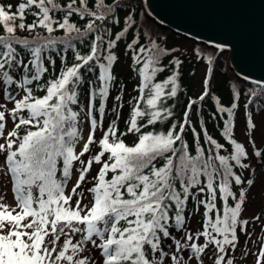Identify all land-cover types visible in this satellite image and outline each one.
Returning <instances> with one entry per match:
<instances>
[{
    "label": "snow or ice",
    "instance_id": "1",
    "mask_svg": "<svg viewBox=\"0 0 264 264\" xmlns=\"http://www.w3.org/2000/svg\"><path fill=\"white\" fill-rule=\"evenodd\" d=\"M138 8L143 0H0V264H264V226L254 248L249 232L264 223V201L244 217L253 189L264 194V80L238 74L224 103L211 89L216 56L194 49L207 61L203 90L177 117L184 61L147 16L138 23ZM121 43L137 78L123 131Z\"/></svg>",
    "mask_w": 264,
    "mask_h": 264
},
{
    "label": "water",
    "instance_id": "2",
    "mask_svg": "<svg viewBox=\"0 0 264 264\" xmlns=\"http://www.w3.org/2000/svg\"><path fill=\"white\" fill-rule=\"evenodd\" d=\"M144 12L160 28L208 46L228 39L234 76L264 80V0H146ZM144 3V1H143ZM210 47V46H208Z\"/></svg>",
    "mask_w": 264,
    "mask_h": 264
},
{
    "label": "trees",
    "instance_id": "3",
    "mask_svg": "<svg viewBox=\"0 0 264 264\" xmlns=\"http://www.w3.org/2000/svg\"><path fill=\"white\" fill-rule=\"evenodd\" d=\"M3 2L5 4L11 2V3H15L16 0H3ZM137 11L140 13V20L138 23H145V16L146 14L144 13L143 11V8L140 9L138 8ZM31 19V17H29V20ZM147 21L150 22V27L153 29V31L156 33V35L161 39V40H166L167 42V46L169 48H175L176 49V52H175V55L177 57H179L181 60L184 61L183 65H182V73H183V80H182V83L184 85V87L181 89L182 93H183V96L181 97V100L179 102H177V107H176V116L179 117L180 114L182 113L183 109H184V97H191V98H195L202 90H203V80L205 79V72L203 74V76L201 77L200 81H201V90L195 94L194 92H191V83H192V80L194 78V76L196 75V72H197V68L199 65H203L204 68H205V64L207 63L206 60L204 61H201L197 56L193 55V50L196 49V50H199L204 56H209V55H215L216 56V62L214 63V65H212V67L214 68V76L212 77L211 79V89H212V93L215 95L216 93H219V96L217 97L218 99H222L224 103H227V99H228V85L230 83H232L233 81V77L234 74L233 72L231 71V69L229 68L228 66V59H227V55L226 53H213L211 47H208V46H205V45H202V44H196V43H192L182 37H179V36H176L175 34H173L172 32L168 31V30H165V29H162L160 28L154 21L150 20L148 17H147ZM142 31L145 32V34H147V29H142ZM57 35H60V33H57ZM170 38L173 39V40H180V41H186V42H189L192 44V48L190 50V53L189 52H183V49H181V47L178 45V44H175V43H172L170 41ZM205 47H208V51H204ZM81 49L82 51H87V48L84 47V46H81ZM120 50L121 52L123 53V56L124 58H126V60L128 61V64L130 63V60H129V55L127 53L124 52V45L123 43L120 44L119 48L116 50L118 55H120ZM69 60H71V54H69ZM115 74L117 76V84L116 86L114 87L115 90H119V86L122 84L126 85V80L123 79V76L119 75L117 73V65L115 66ZM134 76L135 74L133 72H131ZM122 77V79H121ZM135 79L136 76H135ZM137 84H135L136 86ZM134 86V88H135ZM134 88H133V92L134 91ZM137 93L135 92L134 96H136ZM84 99V102L85 104L87 103V98L86 96L83 98ZM110 101V99H109ZM109 101H108V104H109ZM171 103V102H169ZM244 101L243 99H241L240 101V104L241 106L243 105ZM211 104L212 102L211 101H206L203 105V108H204V115L203 116H200V113L199 111H194V118L197 117V116H200L201 119H207V117L209 116H212L213 115V112L211 110ZM129 103L127 104V106H124L123 108V112H122V118H121V121H120V127H121V130L123 131L124 130V118H126L128 116V113H129ZM197 107L199 108V103L197 105ZM107 108L109 110V106L107 105ZM240 117V119H242L243 117V110L241 108V111L240 113H238L237 115V119ZM106 118V116H105ZM113 119V118H112ZM236 119V120H237ZM158 128L160 127L159 125L157 126ZM208 127H209V130L210 131H213L212 129V124L209 123L208 124ZM219 129H220V125H219V122H217V128L215 129L216 132H219ZM86 134V135H85ZM88 134V124L85 123L84 124V135L87 136ZM126 140H128L130 142L131 138L128 137L126 138ZM94 146V145H93ZM93 149V147H92ZM93 154V152H90V155ZM98 167V166H97ZM96 170V169H95ZM95 174V171L93 173V175ZM247 175V174H245ZM89 180V183H86L83 187L84 189L88 188V187H91V176H89L88 178ZM90 199V197L88 196L87 192H85V201L84 203H88V200ZM195 220H196V224L199 220V216L197 215L195 217Z\"/></svg>",
    "mask_w": 264,
    "mask_h": 264
},
{
    "label": "rangeland",
    "instance_id": "4",
    "mask_svg": "<svg viewBox=\"0 0 264 264\" xmlns=\"http://www.w3.org/2000/svg\"><path fill=\"white\" fill-rule=\"evenodd\" d=\"M144 5V4H143ZM170 41L172 43L178 44L181 49H183V52H189L192 48V44L186 41H178V40H173L170 38ZM120 62L117 63V73L121 76H123V79L126 80V85L123 84L124 86V92H123V104L124 106H127L129 100L134 96L135 92H133V88L135 84H137V79H135V76L131 73V71L128 68V61L126 58H124L123 53L120 50ZM228 62L231 63L230 60V54L229 52L226 53ZM205 72V68L203 65H199L197 68L196 75L194 76L192 83H191V92H194L197 94L201 90V77L203 76ZM122 79V77H121ZM117 90L113 89V96L117 94ZM109 110L107 111L106 118H105V127L107 126L108 122L113 118V113L111 111L113 107V100L110 98L109 101ZM257 122H259V117L256 118ZM237 128H236V135L238 139H243V134H242V119L240 117L236 120ZM86 135V134H85ZM102 135V132L100 129L97 130L96 137L97 139L100 138ZM97 151L96 146H93V149L91 152L93 154ZM95 171V168L93 170V173ZM260 175H264V171H261L259 173ZM262 201H264V194H262L259 190V187L257 186L256 188L253 189L252 193H250V202L247 205V211L244 213L245 218H251L254 213H261V206H262ZM261 221L264 222V214L261 215ZM190 225L192 228H195L197 226L195 218L190 221ZM261 226H264V223H257V224H250L249 225V232L253 233L252 236V241L250 242V245L254 248L255 247V241L257 239V235L260 233V228ZM240 243L241 246L245 245V236L241 234L240 236ZM240 257V252L239 249L237 250V258L239 260ZM246 264H251L250 260L246 262Z\"/></svg>",
    "mask_w": 264,
    "mask_h": 264
},
{
    "label": "bare ground",
    "instance_id": "5",
    "mask_svg": "<svg viewBox=\"0 0 264 264\" xmlns=\"http://www.w3.org/2000/svg\"><path fill=\"white\" fill-rule=\"evenodd\" d=\"M144 1V4H145V7L147 8V2H146V0H143Z\"/></svg>",
    "mask_w": 264,
    "mask_h": 264
}]
</instances>
